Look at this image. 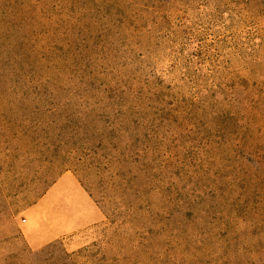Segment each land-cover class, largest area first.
Instances as JSON below:
<instances>
[{
	"label": "rangeland",
	"instance_id": "rangeland-1",
	"mask_svg": "<svg viewBox=\"0 0 264 264\" xmlns=\"http://www.w3.org/2000/svg\"><path fill=\"white\" fill-rule=\"evenodd\" d=\"M0 264H264V0H0Z\"/></svg>",
	"mask_w": 264,
	"mask_h": 264
},
{
	"label": "bare ground",
	"instance_id": "bare-ground-1",
	"mask_svg": "<svg viewBox=\"0 0 264 264\" xmlns=\"http://www.w3.org/2000/svg\"><path fill=\"white\" fill-rule=\"evenodd\" d=\"M63 183V182H62ZM64 184V183H63ZM65 188V187H64ZM60 190V189H59ZM65 192V191H64ZM55 194H56V192H55ZM59 195V194H58ZM63 196V195H62ZM80 202V201H79ZM76 203V202H75ZM78 203V202H77ZM66 205V204H65ZM69 205V204H68ZM80 206V205H79ZM62 207V206H61ZM60 208V207H59ZM71 209V208H70ZM60 211V210H59ZM77 210L75 209V212H76ZM62 213H63V211H61ZM65 212V211H64ZM74 212V211H73ZM74 212V213H75ZM78 213V212H77ZM73 214V213H72ZM68 216V215H67Z\"/></svg>",
	"mask_w": 264,
	"mask_h": 264
}]
</instances>
